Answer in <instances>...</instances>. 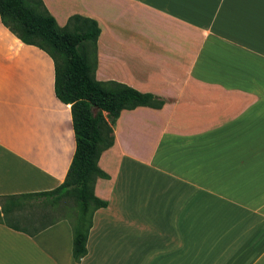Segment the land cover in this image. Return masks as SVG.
<instances>
[{
	"label": "crops",
	"instance_id": "0c3cea01",
	"mask_svg": "<svg viewBox=\"0 0 264 264\" xmlns=\"http://www.w3.org/2000/svg\"><path fill=\"white\" fill-rule=\"evenodd\" d=\"M42 1L97 21V80L164 103L116 119L79 261L62 217L0 223V264H264V0ZM74 150L52 58L0 18V195L57 187Z\"/></svg>",
	"mask_w": 264,
	"mask_h": 264
},
{
	"label": "trees",
	"instance_id": "16d2710c",
	"mask_svg": "<svg viewBox=\"0 0 264 264\" xmlns=\"http://www.w3.org/2000/svg\"><path fill=\"white\" fill-rule=\"evenodd\" d=\"M0 18L21 41L52 58L55 94L70 104L75 136L64 181L50 190L0 195V223L33 236L59 219L48 213L47 207L57 205L63 197H73L78 212L72 222V256L79 261L87 251L92 214L107 205L95 194L94 184L98 177H109L98 159L114 142L116 119L124 109L160 108L164 99L125 83L95 78L100 33L95 19L72 14L61 26L42 0H0Z\"/></svg>",
	"mask_w": 264,
	"mask_h": 264
},
{
	"label": "rangeland",
	"instance_id": "374dc122",
	"mask_svg": "<svg viewBox=\"0 0 264 264\" xmlns=\"http://www.w3.org/2000/svg\"><path fill=\"white\" fill-rule=\"evenodd\" d=\"M46 211L54 218H67L71 222H75L78 207L73 197H63L57 205L47 207Z\"/></svg>",
	"mask_w": 264,
	"mask_h": 264
}]
</instances>
